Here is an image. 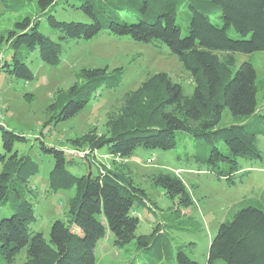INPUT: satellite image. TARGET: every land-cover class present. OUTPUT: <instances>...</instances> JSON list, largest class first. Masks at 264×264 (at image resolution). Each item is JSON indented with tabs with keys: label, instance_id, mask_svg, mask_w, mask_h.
Returning a JSON list of instances; mask_svg holds the SVG:
<instances>
[{
	"label": "trees",
	"instance_id": "16d2710c",
	"mask_svg": "<svg viewBox=\"0 0 264 264\" xmlns=\"http://www.w3.org/2000/svg\"><path fill=\"white\" fill-rule=\"evenodd\" d=\"M6 9L8 3L0 0ZM8 1V0H7ZM39 14L14 22L0 32V44L12 49L11 59L0 58V70L12 78L31 80L33 71L26 57L37 50L47 64L61 60L62 45L74 38L90 39L100 32L132 40L165 44L187 69L194 82L186 95L180 83L163 71L146 77L124 94L117 112L107 113L105 130L91 128L68 138L72 149L47 143L41 138L37 149L52 157L47 187L55 192L74 186L64 218H54L47 236L35 225L39 214L30 178L39 163L19 146L29 138L0 124V264H102L95 248L106 231L111 242L124 248L136 239L150 250L151 263L200 264L183 248H173L158 204L131 176L130 169L110 167L97 159V151L120 159L130 157L138 147L171 149L178 136L203 141L207 149L190 155L206 170L235 184L240 175L238 158L262 159L258 135H264V112L257 110L259 85L254 65L236 63L235 53L264 50V0H36ZM57 8L79 10L85 20H60ZM186 14L187 24L179 23ZM57 30V39L43 33L40 20ZM233 30L236 35L229 33ZM123 69L82 68L83 79L59 92L45 108L43 125L58 124L79 112L102 88H114L122 81ZM60 96H63L60 98ZM227 107L234 121L219 126ZM264 109V106H263ZM223 142L228 151L218 144ZM84 164L75 174L70 165ZM172 201L170 216H180L195 200L182 177L159 171L150 176ZM138 207L156 214L150 234L137 235ZM188 245V243L186 244ZM24 258L17 263L18 256ZM221 259L225 264H264V189L260 197L221 222L211 238L207 264Z\"/></svg>",
	"mask_w": 264,
	"mask_h": 264
},
{
	"label": "rangeland",
	"instance_id": "374dc122",
	"mask_svg": "<svg viewBox=\"0 0 264 264\" xmlns=\"http://www.w3.org/2000/svg\"><path fill=\"white\" fill-rule=\"evenodd\" d=\"M6 9L0 1V32L13 28L14 22L28 15L39 14L36 0H5ZM60 20H85L86 15L79 10H63L54 12ZM186 14L179 17V23L187 24ZM43 33L57 39V30L51 28L44 17L40 20ZM229 33L236 35L233 30ZM13 50L0 44V58L11 59ZM235 70L242 61H250L256 70L259 90L257 92V110L264 112V50L250 53H235ZM26 62L33 71L31 80L10 77L0 70V124L24 133L29 141L19 146L21 151L29 152L39 163V171L30 178L35 191L34 202L39 214L35 225L45 236L48 235L50 223L54 218H64L68 200L74 186L52 192L47 187V176L53 160L49 154L40 152L35 143L43 138L47 143L61 146L66 152H78L72 149L68 138L76 137L91 128L98 132L105 130L107 113L117 112L123 102L124 94L136 88L149 75L163 71L173 81L180 83L186 95L192 94L194 82L190 72L185 69L179 59L165 44L154 45L132 40L129 37L113 36L100 32L90 39L74 38L62 45L61 60L57 64L43 62L37 50L26 57ZM115 67L123 69L122 81L114 88L102 87L94 97L74 116L58 124H44L46 106L74 83L83 79L79 76L82 68ZM63 96H60L62 98ZM234 121L227 107L222 111L219 126ZM224 151H228L223 142L218 143ZM1 146V138H0ZM210 145L203 141H195L189 136H178L175 147L171 149L138 147L127 159H120L106 153L105 148L97 151V159L107 166L116 167L126 164L134 178L149 197L159 206L162 219L169 223V233L173 248H183L185 252L200 264H207L208 248L221 222L232 218L240 208L257 200L264 189V135H258V147L262 151V159L238 158L240 175L235 176V184H229L224 177L206 170L203 163L190 155L195 149H207ZM181 168L180 173L176 170ZM75 174L85 171V165H70ZM174 172L182 177L195 203L183 209L180 216H170L168 207L172 201L165 195L161 187L153 186L150 176L153 173ZM139 225L136 233L150 234L153 230L156 214L146 207H138ZM109 230L100 238L95 248V256L102 264H149L150 250L140 248L136 239L124 248H117L111 242ZM188 243V245H186ZM24 258L21 253L17 263ZM162 258L159 264H167ZM212 264H225L216 259Z\"/></svg>",
	"mask_w": 264,
	"mask_h": 264
},
{
	"label": "built area",
	"instance_id": "2783aa9c",
	"mask_svg": "<svg viewBox=\"0 0 264 264\" xmlns=\"http://www.w3.org/2000/svg\"><path fill=\"white\" fill-rule=\"evenodd\" d=\"M181 171H182V169L179 168V169L176 170V173H179V172H181Z\"/></svg>",
	"mask_w": 264,
	"mask_h": 264
},
{
	"label": "crops",
	"instance_id": "0c3cea01",
	"mask_svg": "<svg viewBox=\"0 0 264 264\" xmlns=\"http://www.w3.org/2000/svg\"><path fill=\"white\" fill-rule=\"evenodd\" d=\"M180 173V172H179Z\"/></svg>",
	"mask_w": 264,
	"mask_h": 264
}]
</instances>
